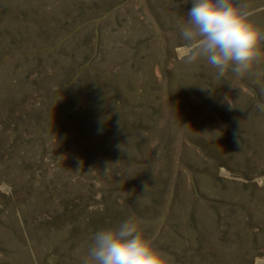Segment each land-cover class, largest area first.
I'll return each instance as SVG.
<instances>
[{"label": "rangeland", "instance_id": "rangeland-1", "mask_svg": "<svg viewBox=\"0 0 264 264\" xmlns=\"http://www.w3.org/2000/svg\"><path fill=\"white\" fill-rule=\"evenodd\" d=\"M191 7L0 0V264H82L129 218L169 264H264V41L218 79Z\"/></svg>", "mask_w": 264, "mask_h": 264}, {"label": "clouds", "instance_id": "clouds-1", "mask_svg": "<svg viewBox=\"0 0 264 264\" xmlns=\"http://www.w3.org/2000/svg\"><path fill=\"white\" fill-rule=\"evenodd\" d=\"M246 0H192L186 23L179 26L184 60H205L217 78L231 70L237 76L249 72L261 59L262 31L252 20ZM264 107V106H262ZM82 264H169L131 218L116 228L97 230Z\"/></svg>", "mask_w": 264, "mask_h": 264}]
</instances>
